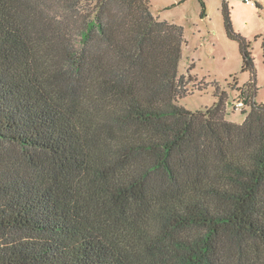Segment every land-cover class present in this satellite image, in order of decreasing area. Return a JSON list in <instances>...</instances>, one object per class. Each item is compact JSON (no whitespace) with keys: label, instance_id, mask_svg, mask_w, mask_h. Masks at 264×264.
Instances as JSON below:
<instances>
[{"label":"trees","instance_id":"16d2710c","mask_svg":"<svg viewBox=\"0 0 264 264\" xmlns=\"http://www.w3.org/2000/svg\"><path fill=\"white\" fill-rule=\"evenodd\" d=\"M83 1L0 0V264H264V103L179 105L182 28Z\"/></svg>","mask_w":264,"mask_h":264},{"label":"rangeland","instance_id":"374dc122","mask_svg":"<svg viewBox=\"0 0 264 264\" xmlns=\"http://www.w3.org/2000/svg\"><path fill=\"white\" fill-rule=\"evenodd\" d=\"M149 0L154 16L182 28L178 75L182 76L185 95L177 103L189 110L211 106L218 95L225 97L224 118L241 123L249 107H233L240 92H251L256 103H264V0H225L233 32L245 41L253 70L242 69L237 39L225 30L223 0ZM87 0L82 5H87Z\"/></svg>","mask_w":264,"mask_h":264},{"label":"built area","instance_id":"2783aa9c","mask_svg":"<svg viewBox=\"0 0 264 264\" xmlns=\"http://www.w3.org/2000/svg\"><path fill=\"white\" fill-rule=\"evenodd\" d=\"M243 2L248 3V4H252V1L251 0H243ZM245 106H247V105L245 103V98L243 96L240 97L239 99H237L234 102V104H233V107L235 109H241V110H243Z\"/></svg>","mask_w":264,"mask_h":264}]
</instances>
